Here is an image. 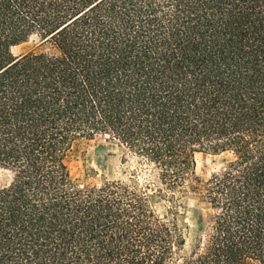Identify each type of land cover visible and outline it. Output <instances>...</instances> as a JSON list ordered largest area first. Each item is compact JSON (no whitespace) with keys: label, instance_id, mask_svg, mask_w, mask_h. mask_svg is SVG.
Masks as SVG:
<instances>
[{"label":"trees","instance_id":"obj_1","mask_svg":"<svg viewBox=\"0 0 264 264\" xmlns=\"http://www.w3.org/2000/svg\"><path fill=\"white\" fill-rule=\"evenodd\" d=\"M100 136L210 204L189 256L138 187L73 177ZM0 167V264H264V0H0Z\"/></svg>","mask_w":264,"mask_h":264},{"label":"rangeland","instance_id":"obj_2","mask_svg":"<svg viewBox=\"0 0 264 264\" xmlns=\"http://www.w3.org/2000/svg\"><path fill=\"white\" fill-rule=\"evenodd\" d=\"M39 38L31 37L14 48L15 56L37 48ZM230 155L201 152L196 155V176L207 182L227 165ZM73 177L82 184H101L105 181H123L138 187L150 201L152 210L162 222H174L179 228L183 244L180 257H187L211 231L215 212L205 199L194 192L177 191L175 195L160 179L159 169L148 165L130 154L118 143L107 137L82 141L70 159ZM11 171L0 167V188L12 181Z\"/></svg>","mask_w":264,"mask_h":264}]
</instances>
